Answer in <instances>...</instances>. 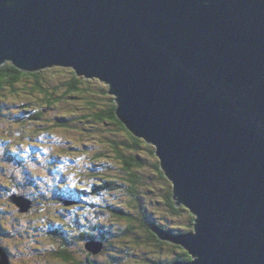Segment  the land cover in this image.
<instances>
[{
    "label": "water",
    "instance_id": "obj_1",
    "mask_svg": "<svg viewBox=\"0 0 264 264\" xmlns=\"http://www.w3.org/2000/svg\"><path fill=\"white\" fill-rule=\"evenodd\" d=\"M7 62L109 86L117 118L155 147L177 206L196 216L189 233L153 229L191 257L172 264H264V0H0Z\"/></svg>",
    "mask_w": 264,
    "mask_h": 264
},
{
    "label": "rangeland",
    "instance_id": "obj_2",
    "mask_svg": "<svg viewBox=\"0 0 264 264\" xmlns=\"http://www.w3.org/2000/svg\"><path fill=\"white\" fill-rule=\"evenodd\" d=\"M71 70L72 68L65 67L48 69V71H46V75L49 83L51 85H57L58 82L65 83L72 77ZM81 78L84 79V77ZM85 80L91 82L90 85H92V88L96 91L94 92L95 95H93L92 98L98 102V107L108 106V98L110 96L105 94V92L102 93L100 88L103 86L102 84L105 86L108 85L98 79ZM59 91H61V89H59ZM30 98L36 99L37 97L21 92L14 99L15 103L10 99H7L6 101L3 100V106L0 110L2 112L0 113V221H2L0 226L3 233H9L8 235H10L9 238L7 236L6 238L2 236L0 242L4 247L8 248L11 253L12 261L10 264H47L45 256L49 255V253H46L45 251L52 248L56 249L59 245H62L60 244L59 239L56 238L54 241L51 235V237L49 235L46 236L43 233H39V230L36 233L33 231L30 232L31 239L26 237L27 231L23 237L20 234L22 229L19 230V223L16 220L18 219L22 221V223H26L28 218L36 216L44 218L43 220H46L47 223L54 222L56 223L55 225H59L60 219L65 220L64 222H68V216H63V210H58L60 206V208L63 206V203L58 200V196L56 194L58 189L66 190L65 192H60L70 196L71 198L78 196L80 199V197H83L80 199L82 202L81 205L79 203L76 205V202H74L73 204H67V206L75 205L76 207L73 211L76 212L89 210L90 214L88 216L90 217V222H94V224H97V222L101 221V219L105 223H117V219H115L113 214L110 211L106 213L107 210L103 209L109 207V203L126 209V211L131 212V214H136L137 212V210L130 209L133 205H131V202L129 201L130 197L124 192L109 191L107 193L103 192L94 195H84V193L80 191V187L83 188L82 185H84L83 181L100 185L103 184L105 179L113 178L115 177L114 175L119 174V172L121 173L122 166H120L121 164L116 162L114 159V153L111 149L112 144L105 142V137L108 136L106 129H111L112 126L104 125L103 122L89 123V121L78 122L79 120H74L72 121L71 126L66 129H58L56 127L40 129L38 128L39 124L32 123L30 121L31 116L24 114L21 109V104L28 100L30 101ZM67 100L69 102L60 104L61 108L59 111L57 109L53 110L46 118L50 120L57 115H66V113L75 110L78 114H82V111L75 109L81 106L77 100ZM13 104H17L19 106L14 108ZM33 108L34 105H31L29 113L32 112ZM18 115L22 116V120L20 122L26 123L25 128H22V125L20 124H15L16 122L13 119H15ZM4 120L7 121L5 122V127H2L1 124ZM28 121H30V125L29 123L27 124ZM20 130L27 133L26 135L28 137L31 134V139L27 143L18 144V141H22L24 136L16 140L12 134H8L11 131ZM111 136L114 137L115 135ZM116 136L120 137L121 134L119 133ZM151 146L154 147L153 145ZM63 148L67 152L69 151L68 148L77 149H74L76 153L74 152L69 156V153L63 154ZM79 148L84 151L80 152ZM98 150L104 151L105 156L98 158V153H100ZM78 151L80 153H78ZM11 152H13L12 154L15 157H19L21 164H19L18 159L12 158ZM141 155L148 159V151L142 150ZM150 158L151 159H148L150 163H156L158 161L157 157ZM67 159L71 160L70 166H66L69 164L65 161ZM150 163L148 164L150 165ZM58 167L66 170H58ZM148 168H151V171H147L145 173L146 177H149L152 171L154 175L157 173V170L154 167ZM83 172H88L89 175L93 174L97 180H90L88 175L83 176ZM109 174L111 176H109ZM82 176L84 178H82ZM80 180H83L82 184ZM170 186V181H166L164 178L150 180L149 184L146 186L143 185L139 189L141 204L144 205L146 209L145 211L151 212V217L154 216L158 222H163L167 226L171 227H186L188 224L186 220L190 218L187 211L189 209L185 207L184 210L186 211H183L179 215L170 214L168 212V210L172 209L164 200V195ZM13 191L20 192L34 202L37 209L33 215H29V217L27 215L26 217L23 216L19 218L15 212L11 211L17 209L16 206H11L9 204L7 198V195ZM90 202L92 203L90 204ZM182 206L183 205L179 207ZM37 211L40 212L37 213ZM66 212H69V210ZM2 213L6 214L3 215ZM37 221L38 222L35 224L41 223V220ZM44 227L47 231L48 226ZM93 230H95L96 233L98 232L95 227H93ZM12 233L14 234V237H12ZM110 235L111 237L113 236L112 234ZM91 241L96 240L92 239ZM129 242L126 240H124V242L115 241V243H113V247H107L102 257L106 260L110 259L106 261V264H132L129 263L131 255H133L135 260L134 264H163L167 263L169 257H175L176 253L184 250V248L178 245H167L169 243L167 242L163 245V247L161 246V249L151 247L155 252H152L150 249L145 251L147 248L145 247L146 245L143 246L145 249L143 248V250H141L142 248L140 245L134 244L135 242H133V247H137L136 249L139 250L136 252L131 247L132 241ZM94 245L98 246V242L96 241ZM78 247L82 248L83 246L78 245ZM113 248L116 251H114ZM117 249H119V251H117ZM8 257L10 260V256ZM112 258L115 259L112 261ZM84 259H86L85 256Z\"/></svg>",
    "mask_w": 264,
    "mask_h": 264
},
{
    "label": "trees",
    "instance_id": "obj_3",
    "mask_svg": "<svg viewBox=\"0 0 264 264\" xmlns=\"http://www.w3.org/2000/svg\"><path fill=\"white\" fill-rule=\"evenodd\" d=\"M53 68H58V67L47 68L36 72H26L20 70L19 68L14 66L11 62H7L4 65H0V110L3 106V100L6 101L7 99H10L15 103L14 99L22 92L30 96L32 95L37 97L36 99L30 98V101L28 100L25 103L21 104V109L23 110L24 114H28L31 116L30 121L32 123L39 124L38 128L40 129L51 128V127H56L58 129H63V128L66 129L71 126L72 121L74 120L77 121L79 120L78 122L89 121V123L103 122L104 125H111L112 126L111 129L110 128L106 129L108 136L105 137L106 140L105 142L112 144L111 149L113 150L114 153V159L116 162L121 164L120 166H122L121 173L119 172V174L114 175L115 177L113 178L105 179L103 184L99 185L98 189L102 191V193L103 192L107 193L109 191L124 192L127 196L130 197L129 201L131 202V205H133L132 208L130 209L137 210V212L136 214L134 213L135 214L134 215L131 214V212L126 211V209L120 208L115 204L112 205L109 203V208L111 209L107 210L106 213L110 211L113 214L115 219H117L116 224L105 223L101 219V221L97 222L96 224V227L97 226L99 227L98 228L99 231L97 233L95 230H93L92 227L91 229L90 228L86 229L84 227L77 230L75 229V232L74 230L73 232L72 231L67 232V230L66 232L64 231V233L61 234L62 237L64 238L63 242L60 243L62 245L58 244L60 247L56 249L52 248L50 250L45 251L46 253H49V255L45 256V258L47 259V264H106V261L110 259L106 260L102 258L105 253L104 249L110 246L113 247V243H115V241H122V242H124V240L128 242L132 241L131 247L136 252L139 250L136 249L137 247L135 248L133 247V242H135L134 244H139L140 247L142 248L141 250L147 247L145 251H148V249H150L152 250V252H155L151 247L161 249V246L163 247V245L167 243L161 241L158 238L157 234L153 230L155 227L161 228L173 234L189 233L194 231L196 216L190 210H187L188 214L190 215V218L186 220L188 222L186 227L167 226L163 222H158L154 216L151 217L150 215L151 212L145 211L146 209L144 205L141 204V196L139 190L140 187L143 185L146 186L147 184L150 183V180H154L156 178L157 179L164 178L166 179V181H168L169 178L166 177V175L164 174L161 168L160 159L156 156L155 153L156 152L155 147H152L145 140L134 136V134H132V132H130V130L117 118L116 116L117 104L115 102L114 96H111V94H109V86H105L104 84H102L103 86L100 87L102 93L105 92V94L110 96L108 98L109 105L98 107V102L92 98V96L95 95L94 92L96 91H94L95 89H93L92 85H90L91 82L79 77L76 74V72L72 69L71 79L67 80L65 83L58 82L57 85L52 84L53 85L52 86L48 81L46 71H48V69H53ZM59 89H61V91H59ZM67 99L77 100V102L81 106L75 109H78V111L79 110L82 111V114H78L76 110L71 111L72 110L71 109L70 110L71 112L66 113V115H62V116L57 115L50 120L46 118L47 115H49V113L52 112L53 110L57 109L59 111V109L61 108L60 104L69 102ZM31 105H34V108L32 112L29 113V109L31 108ZM13 106L14 108H16L19 105L13 104ZM0 113L2 112L0 111ZM16 118H20V121L22 120V116L20 115H18ZM6 121L7 120H4L3 122L5 123ZM30 121H28L27 124L29 123L30 125L31 124ZM21 124H22V128L26 127L25 122H22ZM119 133L121 134V136L120 137L116 136ZM26 134L27 133H24V137L31 139V134L29 137ZM111 135L113 136L115 135V136L112 137ZM142 150L148 151L149 154L148 159H151L150 157H157L158 161L156 163H150L148 159L144 158V156L141 155ZM79 151L83 152L84 150L79 148ZM79 151L78 153H80ZM98 151H100V153H98L97 156L98 158L105 156L104 151L102 150H98ZM12 153L13 152H11L12 158H16V159L19 158L18 156L15 157ZM66 153L73 154L74 151L66 152ZM148 163H150V165ZM148 167H152V168L154 167L157 170V173H155L156 176L152 171L151 175L149 177H146L145 173L147 171H151V168ZM85 175H88V178L90 180H94V179L97 180V178L93 174L89 175L88 172L85 173L83 172V176ZM83 176L82 178H84ZM109 176L111 175L109 174ZM152 176L155 178H153ZM82 181L83 180H80L81 184ZM83 182H84L83 183L84 185H82L83 188L80 187L81 189L80 191L82 192L87 188H89L87 189L89 191L91 187L92 188L94 187L95 184V183L91 184L88 181L87 182L83 181ZM103 189L106 191H104ZM173 196H174L173 185L171 182V186L165 192L164 200L166 201L168 206L172 209V210H168V212L170 214L179 215L183 211H186L184 210L186 206L185 205H183L182 207L177 206ZM43 219L44 218L37 217L33 221L37 223L38 222L37 220L43 221ZM124 221L127 223H125ZM62 222L64 221L61 219L59 224H63ZM83 222L84 220L81 218L80 223ZM30 232H31L30 229L29 231L26 232V237L29 239H31ZM100 232H102L103 235ZM88 233H91L92 235L95 236L98 235V237L100 235L102 237V238L100 237L101 239L99 238H96L97 240L95 239L97 242H101L103 244V248L99 253H93L87 249L86 245L91 240L86 241L87 243L79 242L83 239V237L78 235L85 236L88 235ZM110 234H112L113 236L111 237ZM53 240H55V235L53 236ZM147 242H149L151 246ZM78 245L83 247L79 248ZM167 245H171V244L168 243ZM114 251L116 250L114 249ZM117 251H119V249H117ZM84 256L86 257V259H84ZM114 259L115 258H112V261ZM168 259L169 260L167 261V263H163V264H172L174 261L177 260L187 262L191 260V257L184 249L182 252L176 253L175 257H171V258L169 257ZM129 261H130L129 263L132 264L135 263L133 255H131V260L129 258Z\"/></svg>",
    "mask_w": 264,
    "mask_h": 264
},
{
    "label": "flooded vegetation",
    "instance_id": "obj_4",
    "mask_svg": "<svg viewBox=\"0 0 264 264\" xmlns=\"http://www.w3.org/2000/svg\"><path fill=\"white\" fill-rule=\"evenodd\" d=\"M27 112V111H26ZM44 112H46V111H44ZM13 120H15V124H20V125H22L21 123L22 122H20V118H15V119H13ZM1 126L2 127H5V123L3 122L2 124H1ZM8 134H12V136L16 139V140H18L20 137H23L24 136V133H23V131H11V132H9ZM29 139L30 138H27V137H24V139L22 140V141H18V144H22V143H27L28 141H29ZM17 144V143H16ZM14 145V144H13ZM17 146V145H16ZM69 149V151L68 152H75L76 153V151L73 149V148H68ZM63 151H64V153L63 154H65L67 151H65L64 150V148H63ZM70 154V153H69ZM19 159V158H18ZM66 162H68L69 164L68 165H66V166H70V162H71V160L70 159H67V160H65ZM18 162H19V164H21V160H18ZM61 167H58V170H66V169H60ZM68 168V167H67ZM61 173V172H60ZM62 174V173H61ZM70 184V183H69ZM91 184H93L92 182H91ZM86 185V184H85ZM99 185H96V184H94V187L92 188L91 187V189L88 191L87 189H89V188H87V189H85L84 191H83V193H84V195H88V194H92V195H94V194H98V193H102V191H100L99 189ZM104 188V187H103ZM104 190V189H103ZM60 191H63V192H65L66 190H64V189H58V192H56V194H57V196H58V200H60L61 201V199H64V200H70V201H74V202H76L75 204L77 205L78 203L81 205V200L80 199H82L83 197H80V199L78 198V196H76V197H70V196H68V195H65L64 193H61ZM14 193H16V194H19V195H23V194H21L20 192H15V191H13V192H10L8 195H7V198H8V202H10L9 201V197H10V195H12V194H14ZM25 196V195H24ZM67 196V197H66ZM86 198V197H85ZM92 202H90V204H91ZM11 206L13 205V206H16L15 204H13V203H9ZM62 204V203H61ZM63 206H62V208H58V210H63V216L64 215H66V216H68V222H62L63 224H57V225H55L56 223H47L46 222V220H43V221H41V223L40 224H35V222L33 221L34 219H36L37 217L35 216V217H33V218H28V220H27V222L26 223H22V221H20V220H18V219H16L17 221H18V223H19V230L20 229H22L21 231H20V234L24 237V235H25V232H26V230L27 231H29V229L31 230V231H33L34 233H36L38 230H39V233H43V234H45L46 236L47 235H51L52 237L55 235V239L57 238V239H59L60 240V243L61 242H63V237H62V233H64V231L66 232V230H67V232H70V231H72L73 232V230H74V232H75V229L77 230V229H80V228H82V227H84V228H86V229H88V228H90L91 229V227L93 228V227H95V229L96 230H98L99 231V227L97 226L96 227V224H93V222H90V217L88 216L89 214H90V211L89 210H84V212H80V211H78V212H76V211H73V209L76 207L75 205H72V206H67V205H65V204H62ZM92 206H93V204H92ZM17 207V206H16ZM36 206H35V204H34V202H33V205H32V208L29 210V211H27V212H20L19 211V209H18V207H17V209H15V210H11V211H13V212H15V214L19 217V218H21V217H23V216H27L28 215V217H29V215H33L34 214V212H36ZM43 209V208H42ZM92 209H93V207H92ZM92 209H90V210H92ZM104 210H109V209H111V208H109V207H106V208H103ZM67 210H69V212H66ZM94 210V209H93ZM40 211H42V210H40ZM40 211H37V213L38 212H40ZM3 215H5L6 213H2ZM0 216H1V214H0ZM61 217H62V215H61ZM81 218L84 220V222L83 223H80V221H81ZM61 220V219H60ZM33 221V222H32ZM63 221H65V220H63ZM2 224V221H0V225ZM23 224H24V226H23ZM14 226H15V223H14ZM44 226H48V230L46 231L45 230V227ZM43 227V228H42ZM77 227V228H76ZM11 230V229H10ZM49 232V233H48ZM71 232V233H72ZM57 233H59L60 235H61V237H60V235L59 234H57ZM102 235H103V233L102 232H100ZM9 234V233H8ZM7 233H3V231H2V228H1V226H0V241H1V239H2V236L3 237H5L6 238V236L9 238L10 237V235H8ZM67 234H69V233H67ZM66 234V235H67ZM50 236V237H51ZM76 236V235H75ZM78 236H81V237H83V239L81 240V241H79L80 243L81 242H86V241H88V240H92V239H96V238H99V239H101L102 237L99 235V237H98V235L97 236H95V235H92L91 233H88V235H85V236H83V235H78ZM12 237H14V234L12 233ZM101 237V238H100ZM97 240V239H96ZM55 241V240H54ZM2 243H3V240H2ZM0 245L7 251V253H8V255L10 256V261H12V259H11V253H10V251H9V249L8 248H6V247H4L2 244H1V242H0ZM104 245H106V244H104ZM19 247V246H18ZM58 247H60V246H58ZM106 250V248L104 249V251Z\"/></svg>",
    "mask_w": 264,
    "mask_h": 264
},
{
    "label": "bare ground",
    "instance_id": "obj_5",
    "mask_svg": "<svg viewBox=\"0 0 264 264\" xmlns=\"http://www.w3.org/2000/svg\"><path fill=\"white\" fill-rule=\"evenodd\" d=\"M156 153V152H155ZM157 156V155H156ZM147 166V165H146ZM170 244H174L175 245V243H172V242H169ZM177 245V244H176Z\"/></svg>",
    "mask_w": 264,
    "mask_h": 264
}]
</instances>
